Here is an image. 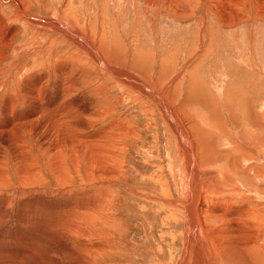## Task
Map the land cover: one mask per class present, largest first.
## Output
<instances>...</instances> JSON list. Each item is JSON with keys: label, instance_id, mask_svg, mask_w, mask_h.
<instances>
[{"label": "rangeland", "instance_id": "1", "mask_svg": "<svg viewBox=\"0 0 264 264\" xmlns=\"http://www.w3.org/2000/svg\"><path fill=\"white\" fill-rule=\"evenodd\" d=\"M0 39V119L14 124L0 126V264H179L188 150L164 106L188 128L199 181L225 188L211 198L254 206L264 262V0H0ZM33 94L51 109L24 114ZM106 135L120 137L112 161L90 152ZM215 243L206 236L198 264Z\"/></svg>", "mask_w": 264, "mask_h": 264}, {"label": "bare ground", "instance_id": "2", "mask_svg": "<svg viewBox=\"0 0 264 264\" xmlns=\"http://www.w3.org/2000/svg\"><path fill=\"white\" fill-rule=\"evenodd\" d=\"M173 2V1H172ZM177 2V1H176ZM18 3V2H17ZM171 3V2H170ZM173 4V3H171ZM19 6V5H18ZM34 20V19H33ZM45 20L43 19H39V24L44 23ZM52 24H54L53 21H50ZM35 23V22H34ZM38 23V22H37ZM60 24V23H59ZM54 28L56 30H60L61 32H63L64 34H70V30L62 27L61 25L58 24H54ZM2 26V25H1ZM4 29V28H3ZM16 32V31H15ZM7 33H10L9 31ZM14 32H11L10 34H13ZM74 33V32H72ZM3 36V35H2ZM7 36V35H6ZM5 36V37H6ZM72 36H74V38L77 39V41H80L81 43H84L83 45H80L82 47H86L89 45L88 41L85 40V37L80 35L79 33H74L72 34ZM10 37H12L10 35ZM8 36V39L11 40ZM4 38V37H3ZM7 38V37H6ZM1 40V39H0ZM5 40V38H4ZM7 40V39H6ZM70 40V39H69ZM9 41V40H8ZM7 42V41H6ZM9 44V42H8ZM7 45V43H6ZM93 45V44H92ZM94 47V46H93ZM92 47V48H93ZM90 48V47H89ZM88 50V48H86ZM91 49V48H90ZM42 51V50H41ZM91 53L93 54V49H91ZM43 52V51H42ZM4 53V52H3ZM38 54V53H37ZM96 54V51H95ZM96 56V55H94ZM93 56V57H94ZM97 56H99L97 54ZM92 57V58H93ZM95 59V58H93ZM96 60V59H95ZM97 62V61H96ZM107 62V61H105ZM102 63L103 64V68H107L109 71L111 70V68L106 64V63ZM101 62H98V64ZM133 63V62H132ZM108 66V67H107ZM24 71V70H23ZM21 71V72H23ZM117 71V72H116ZM20 72V71H19ZM111 73H116V78L118 77L121 81V84L123 83L122 80H127L125 83L131 85L132 87H139L140 85L144 84L142 83V79L140 77L135 76L134 74H132L129 71H119V69H113L112 71H110ZM67 73V72H66ZM69 73V72H68ZM21 74V73H20ZM36 74V73H35ZM34 74V75H35ZM16 75V74H15ZM22 75V74H21ZM33 75V76H34ZM70 75V74H69ZM36 76V75H35ZM20 78V77H19ZM32 79V78H30ZM119 79H117L119 81ZM27 81V80H26ZM116 81V80H115ZM119 81V82H120ZM77 82V81H76ZM75 82V83H76ZM74 83V82H73ZM74 83V84H75ZM34 84V83H33ZM30 85V84H29ZM126 85V84H125ZM128 86V85H127ZM236 87H238L236 85ZM25 88V87H24ZM36 91V90H35ZM40 90H38L39 92ZM25 93V91H24ZM40 94V93H39ZM35 95V101H37L36 99H38V103H36L35 108L33 109V107L28 110L27 112H25L24 114H30V115H34V113L38 114V110L42 107H47L48 109H51V103L47 101V99H44V94L43 95ZM190 94V93H189ZM25 95V94H24ZM23 95V96H24ZM15 97V96H14ZM25 97H27L25 95ZM14 99V102L19 101L20 99ZM27 99V98H24ZM7 100V99H6ZM34 100V98H33ZM83 99H80L79 101H81ZM28 101V100H27ZM30 101V100H29ZM32 101V100H31ZM76 101V100H75ZM74 102V101H73ZM13 103V102H12ZM77 103V102H76ZM80 103V102H79ZM78 103V104H79ZM82 103V102H81ZM14 104V103H13ZM74 104V103H73ZM75 104V105H78ZM203 104V103H202ZM34 105V104H33ZM75 105H72V108L70 109L69 114H74V117H71L76 121V111L77 108L75 107ZM82 106V105H81ZM180 107V106H179ZM181 108V107H180ZM28 109V108H27ZM82 109V108H81ZM80 109V110H81ZM163 109L169 110L170 114H171V118L173 120V122L176 123V125L178 126V131L177 133L178 135V139L181 140V142H183V144L186 146L187 151V155L189 156H193L191 155V151H193L194 148H192V143H190V141L192 140L190 137H186V139L184 140L185 136L182 138V134H180V132L184 133L188 128L181 124V122L178 120V118L176 117L174 111L168 107V106H164ZM83 110V109H82ZM85 110V109H84ZM192 112V110L190 111ZM194 112V111H193ZM199 113V111H196ZM23 113V112H22ZM198 113H196L198 115ZM78 114V112H77ZM81 114V112H80ZM195 114V113H194ZM202 114V113H201ZM79 116V115H78ZM198 117V116H196ZM195 117V118H196ZM218 118V117H217ZM25 119V118H24ZM202 119V118H201ZM196 119L198 122H202L203 119ZM19 120H21V118H19ZM252 121V120H251ZM77 122V121H76ZM112 122V121H111ZM118 122V120H117ZM30 122H24L22 125L24 124H28L29 125ZM33 123V122H31ZM13 123H10L9 125H6L2 119H0V126L4 129L7 128V131H9V127L13 126ZM125 125V124H124ZM113 126L115 127V125L113 124ZM119 126V125H118ZM121 126V125H120ZM68 127V126H67ZM70 127V126H69ZM111 127V126H110ZM125 127V126H124ZM253 128V126H251ZM62 129V127H59ZM113 128V127H112ZM250 128V129H252ZM116 129V128H115ZM248 132H252V130H250ZM74 130V129H73ZM112 130V129H111ZM129 130V129H128ZM223 130V127H222ZM69 131V130H68ZM112 131H115L114 129ZM188 131V130H187ZM5 132V131H0V133ZM67 132V131H66ZM109 132V131H108ZM111 132V131H110ZM121 132V131H120ZM189 132V131H188ZM129 133V132H128ZM125 134V133H124ZM122 133V135L120 137H123L124 135ZM105 135V134H104ZM114 135V134H113ZM108 137V135H106ZM119 136V135H118ZM37 136H35L36 138ZM66 137V136H65ZM71 137V136H70ZM113 137V136H112ZM117 137L115 138V140H111L110 142L108 141L107 146L105 145V142L111 138H106V140H100V143H98L96 146L91 147L90 152L92 157L94 155H97L99 158L101 155L102 158H104L103 161H105V159H111L109 161L114 160L115 158H113V156H117L116 153L113 151L115 149V145L118 144L117 140L120 138ZM79 138V137H78ZM231 139V137H229ZM82 139V138H81ZM85 139V138H84ZM114 139V138H113ZM205 138L199 140L198 142V147L200 146V144L203 145V149L202 152L204 154V156H210V154H212V151L215 150V144L214 143H209L207 141H204ZM224 140V139H223ZM62 141V140H61ZM80 141V140H79ZM225 141H227L226 144H230V140L228 138L225 139ZM85 142V141H84ZM91 142V141H90ZM234 142V141H233ZM66 143V142H65ZM80 143V142H79ZM94 143V142H93ZM232 143V141H231ZM68 144V143H67ZM78 144V143H77ZM88 145V143H86ZM85 144V145H86ZM49 145V144H48ZM48 145H46V143L41 144V148L43 150H49ZM60 145V144H59ZM65 145V144H64ZM63 145V146H64ZM83 145V146H85ZM86 145V146H87ZM91 145V144H89ZM61 146V145H60ZM67 146V145H66ZM71 146V145H70ZM103 146L108 147V150L103 151ZM114 146V148L112 147ZM72 147V146H71ZM75 147V146H74ZM90 147V146H89ZM60 148V147H59ZM82 148V147H80ZM88 148V147H86ZM56 149V148H55ZM61 149V148H60ZM191 149V150H190ZM233 149V148H232ZM57 150V149H56ZM73 152L75 149H72ZM78 150V149H77ZM185 150V149H184ZM199 150H201V147H199ZM17 151V150H16ZM50 151V150H49ZM64 151V150H63ZM245 151V150H244ZM247 151V150H246ZM19 152V151H17ZM61 152V151H59ZM58 152V153H59ZM242 152V151H241ZM13 153V152H12ZM16 153V152H15ZM57 153V152H56ZM99 155H98V154ZM115 153V154H113ZM181 153V152H180ZM194 154V152H192ZM245 153V152H244ZM90 154V153H89ZM183 154V152H182ZM247 154H249L247 152ZM105 155V156H104ZM187 155H186V162H187V169L186 172L184 170V175H183V181H182V191L184 193L183 197L186 198L188 201V204H184V208L183 205L182 208L183 209V214H184V227H185V232L182 234L183 240H184V248L182 250L181 256L178 260L179 264H198V262H200V256L198 255V251L202 249V246L204 245V243L206 242V236L208 237V239H210L212 242H216L214 244V252L211 253L210 250H206V253L208 254L207 259L210 261L209 264H264V262L260 261L257 259V252L255 250V243L256 240L258 238V228H256L254 225L253 221H257L259 220V218H253V216H251V209L254 206L251 207H247L245 205H242L241 203L238 204L236 203V201H228L227 200H218L216 201L215 199L211 198L212 195L214 196L215 194H218L219 196V190H225V188L221 189L219 187H221V185L219 184V187H215V186H211L207 183L203 184L199 181V177L202 174V170L201 168L196 164L195 159H187ZM250 155V154H249ZM54 156V155H53ZM52 156V157H53ZM57 156V155H56ZM61 156V155H59ZM112 156V157H110ZM18 157V156H17ZM58 158V157H57ZM97 158V157H96ZM184 158V157H183ZM197 158V157H196ZM61 159V158H60ZM101 159V158H100ZM58 161V160H57ZM54 162V161H53ZM60 162V160H59ZM17 163V162H16ZM52 163V162H51ZM21 164V163H20ZM24 164V162L22 163ZM54 164V163H52ZM56 164V163H55ZM58 164V163H57ZM61 164V163H59ZM226 164V162H225ZM33 165V164H32ZM254 165V164H253ZM3 166V165H2ZM21 166V165H20ZM246 166V165H245ZM249 166V164H248ZM25 167V166H24ZM56 167V166H55ZM253 167V166H252ZM225 168V166H224ZM59 169V167H58ZM23 170V169H22ZM26 170V169H25ZM228 171V170H227ZM22 173V172H21ZM221 174V173H220ZM32 175V174H31ZM21 176V175H20ZM25 176V175H24ZM23 176V177H24ZM34 176V175H33ZM188 177V180L186 179ZM210 177V176H209ZM226 177V176H225ZM33 177L31 176V179ZM29 179V180H31ZM209 179V178H208ZM28 180V181H29ZM34 180V178L32 179ZM31 180V181H32ZM210 180V179H209ZM193 182L192 186H189V183ZM214 182V181H213ZM211 184V183H210ZM213 185H215L213 183ZM223 185V184H222ZM226 186V185H225ZM187 189H190L191 193L186 192ZM207 192V193H205ZM223 192V191H222ZM227 192V191H226ZM206 194V197L208 198H202L204 195ZM222 194V193H221ZM239 194V193H238ZM241 195V194H240ZM242 196V195H241ZM183 198V199H184ZM216 198V197H214ZM219 198V197H217ZM168 203H170L169 201H173V200H167ZM184 202V201H183ZM166 203V202H165ZM187 203V202H185ZM181 206V204H180ZM258 211V210H256ZM98 211L97 209L94 210L93 212H84L83 213V217H77L76 219L80 218L83 220H88L87 218L90 217V215H92L95 219H99L100 216L98 215ZM209 213L215 216H219V217H226L225 220L219 224V223H206L204 221V216ZM257 215L259 214L258 212H255ZM260 215V214H259ZM78 216V215H76ZM263 217V215H262ZM261 218V216H260ZM101 219V218H100ZM82 220V221H83ZM27 221H29L27 219ZM68 221V220H67ZM66 221V222H67ZM261 221V220H260ZM103 222V221H102ZM27 223V222H26ZM65 223V221H64ZM63 223V224H64ZM200 223H203L205 225V227H200ZM25 224V223H24ZM29 224V223H28ZM67 224V223H66ZM69 224V223H68ZM225 226H227V228H225ZM69 228V226H67ZM64 229V227H63ZM96 229L98 230L99 227H96ZM77 232V231H76ZM75 231L73 233H76ZM80 232V231H79ZM78 232V233H79ZM69 233V232H68ZM72 233V232H70ZM81 233V232H80ZM79 233V234H80ZM82 234V233H81ZM80 234V235H81ZM79 236V235H77ZM81 237V236H79ZM218 237H222V241L224 242H218ZM226 239V240H225ZM80 246V245H79ZM64 247V246H63ZM66 248V247H65ZM64 248V249H65ZM82 248V247H81ZM79 249V248H78ZM63 250V249H62ZM259 250L264 254V244L259 246ZM66 251V250H65ZM65 253V252H64ZM67 254V253H66ZM223 256H225L226 258H223Z\"/></svg>", "mask_w": 264, "mask_h": 264}]
</instances>
